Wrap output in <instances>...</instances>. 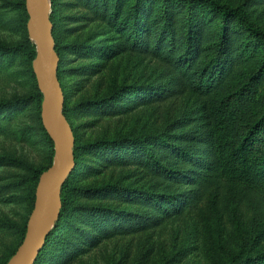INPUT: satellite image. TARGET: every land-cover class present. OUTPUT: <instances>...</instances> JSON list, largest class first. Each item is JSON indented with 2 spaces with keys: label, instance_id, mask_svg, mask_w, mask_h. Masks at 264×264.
Instances as JSON below:
<instances>
[{
  "label": "rangeland",
  "instance_id": "rangeland-1",
  "mask_svg": "<svg viewBox=\"0 0 264 264\" xmlns=\"http://www.w3.org/2000/svg\"><path fill=\"white\" fill-rule=\"evenodd\" d=\"M220 1L245 5L264 30V0ZM56 2L52 40L63 55L78 159L69 215L37 264H264V184L222 171L214 114L225 102L235 138L264 114L263 45L231 34L224 70L211 73L221 78L206 88L197 71L149 50L147 34L132 45L119 20L133 0H122L117 17L114 0ZM50 9L51 16L52 0ZM29 20L23 0H0V43L18 47L0 52V264L25 239L35 171L56 156L38 127L36 83L21 46ZM196 20L187 60L207 73L218 25ZM173 21L177 56L186 27L179 14Z\"/></svg>",
  "mask_w": 264,
  "mask_h": 264
},
{
  "label": "trees",
  "instance_id": "trees-1",
  "mask_svg": "<svg viewBox=\"0 0 264 264\" xmlns=\"http://www.w3.org/2000/svg\"><path fill=\"white\" fill-rule=\"evenodd\" d=\"M114 1L115 7L112 16L117 17L122 0ZM151 1L152 0H133L129 12L126 14V18H124V20H119V24L122 25L123 30H126L127 36L130 38L132 45L136 46L137 48L141 47L143 44L142 37L144 34H147L148 37L146 38L147 40L145 44H148L149 50H152L155 54L165 58L169 62H175L176 65L181 64V70H184L183 66L186 65L191 70H193V73L197 71L203 87L210 88V86H214L216 83H218V79L221 78L220 76H211V73L222 72L224 70L223 65L227 58H224L223 52L225 47H227L226 44H229L231 34H234L238 37L244 36L243 42L245 41L247 43H251V48L254 47L253 45L259 43L264 47V30L250 18L248 11L243 4L231 6L229 4L222 3L220 0H153L156 1V3L153 5L152 10L156 12V14H152V24L144 28L142 24L143 14L145 13V10H148V4L150 5ZM23 6L26 17H30L28 11L26 10V0H23ZM52 9L53 10L50 20H52V22L55 24V12L57 9L56 0H52ZM175 11H179L180 13H175ZM103 12H105V10ZM174 14L180 15V17L183 19V26L186 27V30L183 31V40L186 43V48L183 53H177V56L176 52L178 50L176 48L178 43L176 40L177 30L175 28V22L173 21ZM196 16H202L203 19H207L210 23H216L218 25L219 40L216 44L217 54L212 58V62H214V69L208 71L207 73H203L202 71H199V69H193L194 63L192 60H187L194 58L191 55V51L193 49L192 46L194 43L193 32L197 21ZM153 26L155 28L152 31ZM55 34L56 29H52V36H55ZM249 43L248 45H250ZM21 46L26 53L30 65V71L36 83L33 102H35L37 107L38 127L41 134L50 143L53 158L55 153V144L43 124L41 115L44 94L39 88L37 76L33 68V62L37 56V45L30 38L27 30L25 33L24 42ZM17 49L18 47L16 46H7L0 43V52L14 53L17 51ZM56 51L60 57L57 74L64 92L66 103L67 94L65 92L64 85L60 80L63 55L58 46H56ZM262 68L264 69V64ZM2 106L8 107V105ZM227 107L228 106L225 107L224 102L222 106L218 107L214 113L219 129L216 146L222 152L220 167L222 171L229 177L241 182L252 183L257 181L264 184V114L258 120L252 122L247 127V129H244L243 133H241L238 138H235V123L233 119H229L230 116L228 117ZM67 112L68 109L64 108V114L70 122ZM77 159L78 158L75 151L76 164ZM0 160H4L3 157H0ZM52 162L53 160L48 166L35 171L36 182L31 191V201L33 207L36 199L37 183L40 180L41 174L51 167ZM154 163H157L166 169V167L162 165L158 159H155ZM76 169L77 166H75L69 177L62 185V206L59 218L55 223V227L47 235L45 245L40 251L35 264H37V262L44 256L45 251L55 238L56 234L61 230L64 221L69 215L71 193L73 190L72 176ZM28 218L29 216L26 218L25 225L23 227L22 239H24V236L27 233ZM7 262L5 264H7Z\"/></svg>",
  "mask_w": 264,
  "mask_h": 264
},
{
  "label": "water",
  "instance_id": "water-1",
  "mask_svg": "<svg viewBox=\"0 0 264 264\" xmlns=\"http://www.w3.org/2000/svg\"><path fill=\"white\" fill-rule=\"evenodd\" d=\"M30 15V38L37 45L33 68L40 90L43 124L54 141L56 156L51 167L41 174L36 189V204L29 218L24 241L8 264H33L55 226L62 206L61 189L75 167L73 129L64 114L65 96L58 78L60 57L54 50L51 0H26Z\"/></svg>",
  "mask_w": 264,
  "mask_h": 264
},
{
  "label": "bare ground",
  "instance_id": "bare-ground-1",
  "mask_svg": "<svg viewBox=\"0 0 264 264\" xmlns=\"http://www.w3.org/2000/svg\"><path fill=\"white\" fill-rule=\"evenodd\" d=\"M46 2L48 3V0H46Z\"/></svg>",
  "mask_w": 264,
  "mask_h": 264
}]
</instances>
